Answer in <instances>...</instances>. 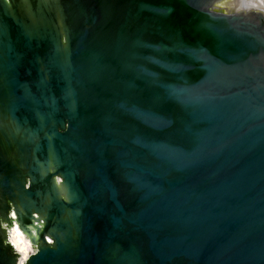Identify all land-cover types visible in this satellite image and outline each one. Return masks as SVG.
I'll list each match as a JSON object with an SVG mask.
<instances>
[{"label":"water","instance_id":"1","mask_svg":"<svg viewBox=\"0 0 264 264\" xmlns=\"http://www.w3.org/2000/svg\"><path fill=\"white\" fill-rule=\"evenodd\" d=\"M264 264L256 0H0V264Z\"/></svg>","mask_w":264,"mask_h":264},{"label":"rangeland","instance_id":"2","mask_svg":"<svg viewBox=\"0 0 264 264\" xmlns=\"http://www.w3.org/2000/svg\"><path fill=\"white\" fill-rule=\"evenodd\" d=\"M257 4L264 7V0H256Z\"/></svg>","mask_w":264,"mask_h":264},{"label":"bare ground","instance_id":"3","mask_svg":"<svg viewBox=\"0 0 264 264\" xmlns=\"http://www.w3.org/2000/svg\"><path fill=\"white\" fill-rule=\"evenodd\" d=\"M259 5V4H258ZM262 9H264V7L263 6H261V5H259Z\"/></svg>","mask_w":264,"mask_h":264},{"label":"snow or ice","instance_id":"4","mask_svg":"<svg viewBox=\"0 0 264 264\" xmlns=\"http://www.w3.org/2000/svg\"><path fill=\"white\" fill-rule=\"evenodd\" d=\"M21 264H23V262L21 261Z\"/></svg>","mask_w":264,"mask_h":264}]
</instances>
